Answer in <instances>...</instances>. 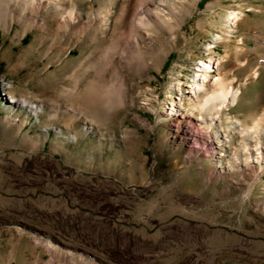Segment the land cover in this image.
<instances>
[{"label":"rangeland","instance_id":"374dc122","mask_svg":"<svg viewBox=\"0 0 264 264\" xmlns=\"http://www.w3.org/2000/svg\"><path fill=\"white\" fill-rule=\"evenodd\" d=\"M124 1L65 3L83 15L114 8L95 44L92 31L57 41L52 5L39 13L48 29L1 20L0 264H264V170L243 153L256 134L240 130L264 105V70L246 81L264 58V0L179 2L175 37L144 32L140 71L130 53L105 51ZM233 9L244 17L228 34ZM213 41L242 90L215 130V157L176 137L168 116L174 85ZM88 87L96 105L85 111Z\"/></svg>","mask_w":264,"mask_h":264},{"label":"bare ground","instance_id":"6f19581e","mask_svg":"<svg viewBox=\"0 0 264 264\" xmlns=\"http://www.w3.org/2000/svg\"><path fill=\"white\" fill-rule=\"evenodd\" d=\"M78 1L94 2V0ZM199 1L125 0V4L114 19V27L110 32L111 43L105 47L108 57L113 61L115 58L114 54L118 51L130 53L131 61L135 63L137 71L144 70L147 65L145 64L146 57L142 46L144 32L149 33L151 36L164 33L169 37H175L177 29L175 21L178 22L180 16L176 5L179 2H193L195 8L198 9ZM66 2L74 3L77 0H0V23L2 19L4 20L6 13H12L10 16L13 21L28 22L40 29H48L50 24L39 17V13L52 5L54 11L52 21L54 22L53 27L58 38L57 41H59L62 34H69L68 37H75L78 42L79 40H84L87 34L92 31L91 43L104 42L106 39L105 35L108 32V21L114 8L106 6L100 10L99 14L90 13L83 15L76 7H65ZM108 2L114 5L115 0H108ZM243 17L244 11L242 9L230 10L222 17L223 30L228 34L237 32V25L240 20H243ZM215 36L214 41H219L221 35L217 34ZM214 41L206 46V51L209 52V55L200 58L191 80L183 84L179 79L174 85L177 96L171 99L170 104L174 106L171 111H175V113L168 114L169 117L173 118L172 126L175 128L176 137L192 145L201 144L208 149L207 154L213 157L217 155V151H220L217 142L213 139L215 130L217 127H223V117L227 109L238 103L242 93L240 86L225 78L220 66L222 65L221 59H216L210 55L211 48L216 43ZM260 45L264 48V41ZM260 62L246 81L250 78L256 80L260 77V70H264V58ZM247 63L248 61H243L240 64L241 66H246ZM85 64L84 60L81 61L80 68L84 67ZM183 90L188 96L187 99L182 93ZM78 96H80L85 111L96 105L95 100L92 98L91 88L84 89L81 93H78ZM21 105L25 106L26 102H22ZM181 108H185L187 111L180 114L179 109ZM236 121L243 126L238 119ZM230 125L231 127L234 125L232 120ZM240 130L243 136L256 134V145L251 147L247 144L243 153L249 157L252 156V158L253 154H256L255 161L260 165L261 171H263L264 143L260 141V136L264 137V105L252 125L246 128L243 127ZM215 167L216 169L219 168L218 166ZM48 246L52 250H57V247L52 244H48Z\"/></svg>","mask_w":264,"mask_h":264}]
</instances>
